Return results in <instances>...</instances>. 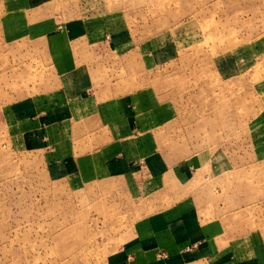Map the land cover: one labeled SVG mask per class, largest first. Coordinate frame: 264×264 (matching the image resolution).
<instances>
[{
	"label": "rangeland",
	"instance_id": "rangeland-1",
	"mask_svg": "<svg viewBox=\"0 0 264 264\" xmlns=\"http://www.w3.org/2000/svg\"><path fill=\"white\" fill-rule=\"evenodd\" d=\"M176 259L264 264V0H0V264Z\"/></svg>",
	"mask_w": 264,
	"mask_h": 264
},
{
	"label": "crops",
	"instance_id": "crops-1",
	"mask_svg": "<svg viewBox=\"0 0 264 264\" xmlns=\"http://www.w3.org/2000/svg\"><path fill=\"white\" fill-rule=\"evenodd\" d=\"M84 31H85V26H84ZM74 34L76 35V33H74ZM63 56H65V54H63ZM128 107L130 108V110H131V108H133L130 105V103H129V105H127V109H128ZM137 122H139V120H137ZM114 124H116L113 127L115 129L117 128V126L118 127L121 126L117 122H114ZM141 127H143V126L141 125ZM123 128H125V127H123ZM117 140H119V142L120 141L122 142V139H120V137ZM192 178L193 177H191L189 181H192ZM189 192H192V190L189 189ZM195 206H196L195 203H189V205L185 204V205L180 206L178 209H175L176 214L180 215L179 218L171 220L170 221L171 224L169 226L168 232L163 234V237H161V238H155V241L162 239L164 242L165 241H172V242L179 243L177 245V249H179L181 246H182V248H185L191 242H196V243H198L197 246H199V248H200L199 250L202 251L203 253L209 252L208 249L214 247V246H212L213 243L211 245H208L210 243V241L216 242V240H218L219 242H223L222 241L223 234H222V237L218 236V233L214 229H212V225H210V223L206 222L204 225H202L201 220H198V218L194 216L193 211L195 210ZM181 212H183L184 214H181ZM176 230H181V234L175 235L174 233ZM221 233L226 234L225 230H222ZM215 236H216V238L217 237H219V238L215 239ZM207 246H209V247H207ZM239 252L241 253V251H239ZM240 253H239V255H240ZM234 257L237 258L238 255L234 254ZM175 258H177V257H175ZM176 261H177V263H175V264H181L184 262L183 260H178V259H176ZM172 262L173 261L167 262V264L168 263L172 264ZM164 264H166V262Z\"/></svg>",
	"mask_w": 264,
	"mask_h": 264
}]
</instances>
